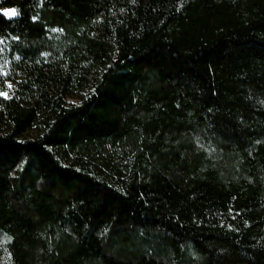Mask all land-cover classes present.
I'll return each instance as SVG.
<instances>
[{
	"label": "trees",
	"instance_id": "trees-1",
	"mask_svg": "<svg viewBox=\"0 0 264 264\" xmlns=\"http://www.w3.org/2000/svg\"><path fill=\"white\" fill-rule=\"evenodd\" d=\"M0 9V264H264V0Z\"/></svg>",
	"mask_w": 264,
	"mask_h": 264
},
{
	"label": "rangeland",
	"instance_id": "rangeland-1",
	"mask_svg": "<svg viewBox=\"0 0 264 264\" xmlns=\"http://www.w3.org/2000/svg\"><path fill=\"white\" fill-rule=\"evenodd\" d=\"M5 10H14V9H0V12L4 13ZM9 73V65L7 61H4L0 64V76H7ZM5 89L3 91H0V95L4 96L6 98L10 97L13 93V85L11 83L6 82L5 83Z\"/></svg>",
	"mask_w": 264,
	"mask_h": 264
},
{
	"label": "snow or ice",
	"instance_id": "snow-or-ice-1",
	"mask_svg": "<svg viewBox=\"0 0 264 264\" xmlns=\"http://www.w3.org/2000/svg\"><path fill=\"white\" fill-rule=\"evenodd\" d=\"M4 14L7 16H13V15H16L17 12L16 10H5Z\"/></svg>",
	"mask_w": 264,
	"mask_h": 264
}]
</instances>
